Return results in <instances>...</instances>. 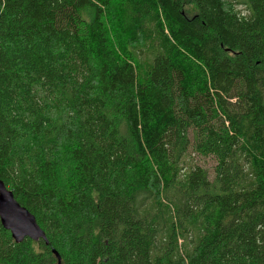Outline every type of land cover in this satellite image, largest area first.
<instances>
[{"label":"trees","instance_id":"16d2710c","mask_svg":"<svg viewBox=\"0 0 264 264\" xmlns=\"http://www.w3.org/2000/svg\"><path fill=\"white\" fill-rule=\"evenodd\" d=\"M0 181V264H264V0H0Z\"/></svg>","mask_w":264,"mask_h":264},{"label":"water","instance_id":"95a60500","mask_svg":"<svg viewBox=\"0 0 264 264\" xmlns=\"http://www.w3.org/2000/svg\"><path fill=\"white\" fill-rule=\"evenodd\" d=\"M0 224L3 229L9 231L15 243H21L25 238L37 242H48L44 232L36 224L35 218L14 199L11 191L7 190L0 181ZM52 253L60 264V257L54 250Z\"/></svg>","mask_w":264,"mask_h":264},{"label":"rangeland","instance_id":"374dc122","mask_svg":"<svg viewBox=\"0 0 264 264\" xmlns=\"http://www.w3.org/2000/svg\"><path fill=\"white\" fill-rule=\"evenodd\" d=\"M111 9H113V8H111ZM238 9H240L242 11V13L245 14L244 8L242 6H238ZM104 21H105L104 22L105 28L103 30V32H104V41H105L107 50H109L111 52V51H113V49L115 47V42L112 39L113 38L112 37V30H111V27H110V24H109L110 19L105 18ZM111 53L114 56V53H116V52L114 51V52H111ZM191 157L193 159L194 164L204 168L207 171H209L211 169L212 165H213V163L210 160H199L197 157H195L193 155Z\"/></svg>","mask_w":264,"mask_h":264}]
</instances>
